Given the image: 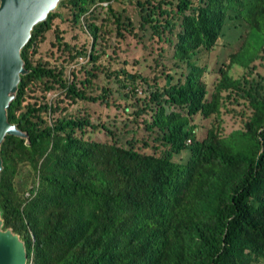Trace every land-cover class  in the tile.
Masks as SVG:
<instances>
[{
	"label": "trees",
	"instance_id": "16d2710c",
	"mask_svg": "<svg viewBox=\"0 0 264 264\" xmlns=\"http://www.w3.org/2000/svg\"><path fill=\"white\" fill-rule=\"evenodd\" d=\"M112 1H59V10L33 27L21 49L25 74L6 117L25 138L6 136L0 146L2 230L19 236L26 264H264V83L258 75L250 80L252 64L264 52V0H137L141 30L158 42L166 33L176 38L172 58L187 69L182 79L136 99L135 129L114 130L87 115L59 114L49 123L44 115L62 112L64 99L113 106L106 87L88 94L98 68L84 69L82 80L65 76L66 63L100 58L97 10L113 13L120 38L131 33L132 24L114 13ZM56 20L81 27L92 41L90 51L73 52L63 43L67 58L51 67L34 57ZM227 21H244L248 30L209 93L207 65L198 61L215 49ZM256 38L259 52L243 63L244 46ZM60 40L56 35L58 46ZM233 65L247 74L232 77ZM115 73L132 93L136 76L129 82L123 69ZM35 86L45 94L58 90V102L31 103ZM224 108L240 110L234 111L239 129L229 134L222 127ZM144 115L149 119L141 123L152 138L136 137V118ZM195 115L212 119L202 139L192 124ZM99 132L107 136L104 142L90 138ZM182 153H188L185 161L173 159ZM24 169L31 188L16 185Z\"/></svg>",
	"mask_w": 264,
	"mask_h": 264
},
{
	"label": "rangeland",
	"instance_id": "374dc122",
	"mask_svg": "<svg viewBox=\"0 0 264 264\" xmlns=\"http://www.w3.org/2000/svg\"><path fill=\"white\" fill-rule=\"evenodd\" d=\"M141 2L145 0H139ZM137 0H113L111 5L114 13L122 14V20L127 23L128 20L132 24L131 33L123 32L124 38H120L117 35V28L114 22L115 18L113 13L106 9L97 10L95 16V23L102 25L101 37L98 40L96 46V53L100 54V58L95 64H92L86 57H79L72 62L66 63L65 76L71 80L74 76L77 80H82L84 69L91 70L98 68L97 78L92 79V87L89 89L88 94L91 96L98 95L101 91V87H106L110 91V100L113 101V106L107 107L100 102L91 103L87 101L71 102H59V106L63 108L62 112L53 114H45L50 123L55 116H84L87 115L94 123L105 122L114 130L127 125V129H135V123L132 119H135L133 113L135 108V101L137 98L144 99L149 96V93L154 90L155 87H162L169 80V85L176 83L182 79L187 72L184 64H178L176 66L173 60V43L176 38L169 33H166V37L170 38L157 41L150 34V30L140 29V14L137 7ZM57 11L59 9H56ZM55 10V11H56ZM61 13L66 15V11L60 9ZM67 20L69 18H66ZM56 29V30H55ZM248 30V26L244 21H227L222 33L217 41L215 49L210 53H202L200 55L198 64L207 65V72L204 74V80L208 85V91L211 93L213 87L218 80V69L223 63H228L229 55L235 53L242 45L245 34ZM56 35L60 40V45L56 43ZM135 35V37L133 36ZM91 37L81 27H72L68 21L56 20L53 31H49L46 35L45 42L39 47L35 60H40L42 63H49L51 67L54 64L62 63L68 55L69 50L83 49L90 51ZM63 43L69 45V50L64 48ZM259 38H256L253 42H248L244 46V52L240 55V60L243 63H247L251 57H254L259 52L260 45ZM162 48V52L160 49ZM66 51V52H63ZM161 53V54H160ZM65 64V65H66ZM252 66L253 72L250 80L254 78V75H258L263 79L264 83V52L261 53V57L257 59ZM123 69L128 75V81L134 80L132 75L136 76L133 84L129 86L132 88V93L127 91L119 84V80L123 79V75L115 73ZM171 77L167 78L166 75ZM183 74V75H182ZM247 71L244 70L241 65H233L230 70V75L234 78H239L246 75ZM124 82V80H123ZM77 83V82H76ZM156 84V86H155ZM78 85V84H77ZM125 93L127 98L120 97L119 92ZM44 95V96H43ZM59 98V91L52 90L48 93L42 92L38 86L33 87V90L29 93L28 100L32 103L40 104L42 102H48L55 105ZM124 106L127 107L124 110ZM228 109L235 107L234 105L227 103ZM227 108L222 110V127L225 134H229L239 129L240 116L234 113L240 112V110H233L230 113L226 112ZM63 114V115H59ZM143 119H149L148 115L136 118L138 121L137 136L138 138H152V134L147 132L142 125ZM211 118L204 119L200 115H195L192 119V124L196 126V135L198 139L204 138L207 129L210 126ZM131 135V133H130ZM129 135V138L131 137ZM91 139L99 142H104L107 139L104 133L99 132L91 134ZM128 139L125 138L124 141ZM188 153H182L180 156H175V161H185ZM28 172L26 169L22 171L21 180L18 178L17 187L20 188L23 184H26L28 188L32 186V180L28 178ZM28 181H27V180ZM25 193L24 195H27Z\"/></svg>",
	"mask_w": 264,
	"mask_h": 264
},
{
	"label": "water",
	"instance_id": "95a60500",
	"mask_svg": "<svg viewBox=\"0 0 264 264\" xmlns=\"http://www.w3.org/2000/svg\"><path fill=\"white\" fill-rule=\"evenodd\" d=\"M59 1L0 0V146L6 136L25 138V134L10 124L6 117L20 75L25 74L20 52L28 42L33 27L45 21L47 15L56 10ZM26 263L23 242L10 229L2 230L0 218V264Z\"/></svg>",
	"mask_w": 264,
	"mask_h": 264
}]
</instances>
